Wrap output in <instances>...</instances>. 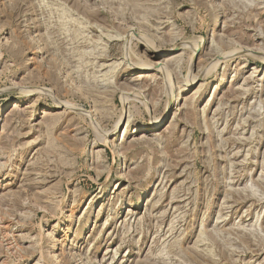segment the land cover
I'll return each instance as SVG.
<instances>
[{"label": "rangeland", "instance_id": "rangeland-1", "mask_svg": "<svg viewBox=\"0 0 264 264\" xmlns=\"http://www.w3.org/2000/svg\"><path fill=\"white\" fill-rule=\"evenodd\" d=\"M0 264H264V0H0Z\"/></svg>", "mask_w": 264, "mask_h": 264}, {"label": "bare ground", "instance_id": "bare-ground-1", "mask_svg": "<svg viewBox=\"0 0 264 264\" xmlns=\"http://www.w3.org/2000/svg\"><path fill=\"white\" fill-rule=\"evenodd\" d=\"M147 103V102H146ZM54 107H57V106H54ZM162 123V117H158V118H153L149 121L148 123V128L150 129H156V128H159L161 127ZM125 132V131H124ZM53 255V254H52Z\"/></svg>", "mask_w": 264, "mask_h": 264}]
</instances>
